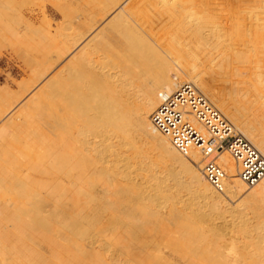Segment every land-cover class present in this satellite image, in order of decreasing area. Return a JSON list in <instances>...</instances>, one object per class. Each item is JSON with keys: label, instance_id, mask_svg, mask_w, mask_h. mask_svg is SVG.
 Wrapping results in <instances>:
<instances>
[{"label": "bare ground", "instance_id": "bare-ground-1", "mask_svg": "<svg viewBox=\"0 0 264 264\" xmlns=\"http://www.w3.org/2000/svg\"><path fill=\"white\" fill-rule=\"evenodd\" d=\"M211 2L212 0L67 2L64 4L65 7L67 5V11L72 13L74 11V16L71 17L73 22L70 20L66 23L63 20L66 24L62 25L63 22L60 21L62 26L60 25L59 29L62 32L58 34L55 42L43 45L44 43H38L43 39L42 37L39 41L37 37L30 39L29 47L27 46L29 53L25 55L22 51L27 58L26 60L24 56L22 57L26 60L24 64L29 68L30 75L27 79L23 77L25 81L19 83L20 80L19 84L17 83V90L13 91L9 88L10 90L5 91L4 97L0 98L2 99V102L0 101V264H115L117 260L111 262L113 260L111 258L109 262L105 259L107 258L105 255L104 258L99 259L97 252L93 253V258H90L91 247L87 252L78 241L73 242L79 239H74L71 234L72 232L76 235L80 233L81 236L87 234L90 236L88 233L91 232L90 229L79 231L78 222L81 221L74 218L71 210L75 208L77 201L87 202L88 205L89 202L98 200V197L102 196L101 189L99 191L102 186L103 192L109 194V197L119 198L117 200L119 206L127 203L124 196L128 194L133 196L131 202L135 204L136 212L140 213L138 222L119 218L117 226L119 229H124L129 239L126 241V246H123L126 250L125 254L129 260L136 261V264H264V242L260 240L256 242L254 236H249V233H253L248 227L241 225L242 228L238 231L241 236H245L241 238L245 240L242 241L245 247L242 242L236 243L234 238L226 240L217 234L219 232H215L216 229L210 227L208 232L213 231L215 238H211L212 233L208 235L207 232V236L204 227L198 226L203 220L196 222L192 220L193 217L182 213V207L184 208L186 204L183 195L188 194L191 199L193 197L194 200L200 198L205 200L209 208L207 210L210 212L219 213L222 210L225 212L223 207L228 205L231 199L240 198L250 205L248 208L253 207V210L256 212L259 210V213L261 211L263 217L264 179L247 193V187L239 177L236 161L227 150H224L219 154L217 163L226 174L225 194L218 193L204 175V162L200 153L191 151L189 157L183 156L166 136L155 129L152 122L154 112L166 101V98L171 97L184 83H191L264 156V125L259 123L262 126L258 129V126L256 127L259 125L258 122L254 123L248 113L246 115V111H250L254 120L261 118L264 122V12L257 10L241 12L235 8L233 11H225L227 17L234 20L228 29L213 22L215 18L212 20L208 18ZM133 3L136 5L131 7ZM184 6L194 11L190 12ZM185 10L192 13V19H198L197 22L195 19L194 24L190 23ZM67 11L63 8L64 17ZM59 12H62V8ZM69 12L68 14L71 15L72 13ZM107 16L110 17L104 24L110 26L112 22L113 25L109 34L102 36L104 27L102 28L100 23ZM189 16L188 19L191 18ZM113 19H117L116 22ZM135 19L144 29L145 25L150 23L160 26L159 29L157 28L161 29L158 33L160 37H155V40L157 43L163 40L160 45L171 59L164 57L157 46L155 47L154 43L135 28L132 22ZM34 28L32 26L38 36L40 27ZM203 28L211 30L204 34ZM51 31L56 33L55 29ZM148 31H146L147 35L152 37L153 32ZM47 36H49V39L46 37L47 40L52 38V35ZM99 37L100 40L96 41ZM116 38L123 39V43H114ZM36 46L40 47L37 52L32 53ZM72 52H77L79 56L66 70L61 68L57 72L56 77H60L54 82L55 88L46 90L49 86L45 85L43 89L34 92L39 84L48 78V74ZM19 53L15 54L16 56L18 54L17 58L22 56ZM116 73L117 77L114 76ZM123 75H125L124 80H120ZM214 76L219 77L218 79L227 85V89L234 95L231 94V98H236L231 103L224 99L225 94L223 96V93L216 89L219 86L214 87L213 79L215 81L216 78ZM12 81L16 83V80ZM27 96L29 100L24 107L13 115L28 98ZM220 96H223L221 101H219ZM235 103L240 105L236 106ZM132 130L140 137L141 152L145 150L147 144H152L153 151L158 153L156 157L169 164L174 185L171 179L155 184L153 176L152 180L147 179L150 176L147 178L144 176L147 169L145 168L144 171L143 165L147 168L149 166L151 170L155 168V160L147 159L145 155H142L143 157L138 155L139 161L138 156L133 155L137 158V163L136 159H131V154L127 155L131 159H127L128 161H135L136 166L140 164L137 169L134 165L132 167L133 170L135 167L137 173L139 171V177H143L140 179L145 180L142 184L137 181L139 186L130 179L136 171L123 173L126 170L121 169L122 172L118 170L120 168L116 169L120 167L121 162H125L126 158L121 156H126V153L122 154L124 149L119 147L124 143L120 142L118 145L113 143L112 139H122L123 134ZM112 135H115V138H112L114 137ZM127 136V139H130L129 143L135 145L131 140L136 138ZM109 157L111 159L114 157L113 159L121 164L110 166ZM131 163H127V167L130 168ZM176 166L178 172L173 171ZM132 168L127 169L132 171ZM129 173H131L130 177L127 175ZM118 176L122 179L119 180ZM182 178L189 180V186L174 188L178 184H183L185 180L181 181ZM133 179L136 181L135 178ZM181 200L185 203L182 207H180ZM85 203H81V206L87 209ZM124 210L127 214L133 211L128 205ZM162 210L167 212L164 213ZM183 210L193 209L188 207L187 210ZM249 210L252 212V209ZM197 211L199 208L193 211V214L196 215ZM207 212L210 216L209 211ZM247 213L249 214V211ZM104 214L106 217L109 215ZM257 214L255 213V216ZM260 214L254 216L255 219L261 218L255 225L264 218L260 217ZM150 216H153L154 222L159 223L160 232L146 225L148 222L151 223L148 221ZM203 218H205L204 222L208 221L206 216ZM106 219L109 224L110 219L108 217ZM83 221L89 227H93L97 220L86 216ZM189 222L195 223L190 225ZM206 224L205 226L209 225ZM259 225L262 227L264 224L260 222ZM67 226L69 229L72 228L71 231L68 229L69 233L66 232ZM169 226H173V229H168ZM112 229L109 228L110 231ZM261 234L263 235L264 232ZM71 243L78 250L83 247L81 249L84 251L80 249L79 252L80 257L72 251ZM236 244L240 246L243 244L242 248L248 250L245 252ZM164 248H167L169 253L164 251ZM70 251L77 255L76 261L71 253L69 254ZM92 252L94 251H91V254ZM252 253L257 254V261L252 258ZM118 261L117 264H120ZM121 261H126V258Z\"/></svg>", "mask_w": 264, "mask_h": 264}, {"label": "rangeland", "instance_id": "rangeland-1", "mask_svg": "<svg viewBox=\"0 0 264 264\" xmlns=\"http://www.w3.org/2000/svg\"><path fill=\"white\" fill-rule=\"evenodd\" d=\"M76 1H78V0H0V93H2V94H0V95H2V96H0V98L2 97H4L3 95H4V93H5V91H7V90H17V85L19 84V83H21V82H23V81H25V80H23L25 77H26V79H27V77L30 75V70H28L29 68H27V66H26V64H24V62L27 60V58H26V56L25 55H27L29 52L28 51H30L29 50V48L27 49V46L29 47V41H30V39L31 38H36L37 37V40L39 41L40 39H41V37L43 38V39H41L42 40V42H41V40L38 42V43H44L43 45H47V43L48 44H50V42H51V44H52V41H54L55 42V40L57 39V37H58V34L59 33H61L62 31L59 29V26L62 24V23H60V21H62L63 22V20L64 21H66V23H67V21H68V23L70 22V20H72L71 19V17L73 18V16H74V11H73V13L70 11H67L68 9H67V5H66V7H65V3H70V2H76ZM197 1V0H196ZM62 4V5H61ZM136 4L135 3H133L132 5H131V7H133V6H135ZM61 6V7H60ZM61 8H62V12H59V9L61 10ZM63 8H64V11H65V9H66V11H67V13H65V17H64V15L62 14L63 13ZM184 8L185 9H187L188 11H190L189 9H190V7H188V8H186V6H184ZM233 8H235V9H238L239 11H241V12H245V11H248V10H257V11H259V12H261V11H263L264 12V0H212V2H211V7H210V9L208 10V18L210 19V20H212L213 18H215V20H212L213 22H216V23H218V25H220V26H222V27H225V28H230L231 26H232V23H234V20H233V18H230V17H227V13L226 12H229L230 10H232L233 11ZM128 8H126V10H127ZM192 9V8H191ZM198 9V8H197ZM196 9V10H197ZM195 10V11H196ZM186 11V10H185ZM194 10H192V11H190V12H193ZM226 11V12H225ZM68 12L69 13H72L71 15H69L68 14ZM187 12V11H186ZM67 15H69V16H67ZM187 15L189 16H191V18H189L188 19V16H186L187 17V20L190 22V23H193L194 24V22L196 21L197 22V20L198 19H192V13H189V12H187ZM194 15H196L195 13H194ZM63 16V17H62ZM189 16V17H190ZM67 17V18H66ZM69 17V18H68ZM109 17L110 16H107L105 19H104V21H102L101 23H100V25H102V28L104 27V30H103V34H102V36H106L107 34H109V32L111 31V25H113V23L111 22L110 23V26H108V25H106V24H104V22L106 21V20H108L109 19ZM194 17V16H193ZM196 17V16H195ZM66 19V20H65ZM69 19V20H68ZM47 20H48V22H47ZM115 22H116V20L117 19H113ZM195 20V21H194ZM137 20L135 19V20H132V22H133V24H134V26H136L135 28H138L141 32H142V34L143 35H145L152 43H154V46L156 47L157 46V48L159 49V52L161 53L162 52V55H164V57H167V59L169 58V59H171V56L170 57H168V53H166V50L163 48V46H161L160 44H161V42H163V40H161L160 42H156V40H155V37L156 38H159L160 36H159V32L161 31V29L160 30H158L159 29V25L158 24H156L158 27H155V26H153V24L151 25V23L150 24H147V25H145V29H146V31L147 32H149L148 30H151L152 32H153V35H152V37H154V39L152 38V37H150L149 35H147V33H146V31H145V29L141 26V24L139 23V21H137ZM72 22H73V20H72ZM114 22V23H115ZM65 23V24H66ZM107 23H109V22H107ZM130 23H131V21H130ZM51 24H52V26H51ZM64 24V22H63V24L62 25H65ZM132 24V25H133ZM140 24V25H139ZM61 25V26H62ZM32 26H34L35 28L37 27V28H39L40 29V31H39V35L38 36H36V32L32 29ZM48 26H50V27H48ZM58 26V27H57ZM148 26H151V27H148ZM194 26V25H193ZM46 27V28H45ZM65 27V26H64ZM146 27H148V28H146ZM197 27H200L199 25H197ZM34 28V29H35ZM149 28H151V29H149ZM154 28V29H153ZM158 28V29H157ZM202 28V27H201ZM47 29H48V31H47ZM51 29L54 31V29L56 30V33H51L52 31H51ZM210 30L211 29H209V28H203V33L204 34H206V33H209L210 32ZM44 31H45V33L46 34H44ZM51 31V32H50ZM48 32V33H47ZM57 35V36H55V35ZM47 35H52L51 37V39L50 40H47V38L49 39V36H47ZM157 35V36H156ZM165 36V35H164ZM47 37V38H46ZM100 38L101 37H99L96 41H98V40H100ZM121 38H123V37H121ZM53 39V40H52ZM45 40H47V41H45ZM45 41V42H44ZM49 41V42H48ZM114 43L115 42H118L117 44H121V43H123V39H118V38H116L114 41H113ZM113 42H112V44H113ZM42 45V44H41ZM33 47V46H32ZM38 47H40V46H36V49L34 50V48H33V52L32 53H35V52H37V50H38ZM46 47V46H45ZM25 50H27L26 52H24ZM22 51H23V53H25V55L22 53ZM16 52L17 53H19V54H21L22 56H21V58H20V56L17 58V56H18V54H17V56L15 55L16 54ZM27 53V54H26ZM167 55V56H166ZM25 57L26 58V60L25 59H22V57ZM78 54H77V52H72V53H70L65 59H63L49 74H48V78L46 79V80H44L43 82H41V84H39V87L34 91V92H36V91H38V89H40V88H42V87H44L45 85H48L49 87H51L50 89H49V87H48V89L46 88V90H53L54 88H55V86L53 87V85L55 84L54 82L60 77V76H58V77H56V74H57V72L61 69V68H65V70L70 66V65H72L75 61H76V59L78 58ZM23 61H22V60ZM168 59V60H169ZM23 62V63H22ZM20 65V66H19ZM67 65V66H66ZM175 65V64H174ZM19 73V74H18ZM113 73H114V71H113ZM7 75L9 76V75H11V76H9V77H7ZM13 75V76H12ZM128 75V74H127ZM114 76L115 77H117V73L116 74H114ZM125 75H123L122 76V78L120 79V80H124V77ZM24 77V78H23ZM216 77V78H215ZM9 78V79H8ZM11 78H12V80H16V83H15V81H12L11 80ZM14 78V79H13ZM16 78V79H15ZM17 78H18V80H17ZM214 78H215V81H214V79H213V82H214V87L216 86H219V87H215L218 91L220 90V92L221 93H223L222 95L224 96V94H225V96H224V99H226V101L227 102H232V100H234V99H236V98H234V97H232L231 98V92L227 89V85H225V83L224 82H221V80L220 79H218L219 77H217V76H214ZM147 79V78H146ZM210 79V78H209ZM21 80V81H20ZM20 81V82H19ZM12 82V83H11ZM19 82V83H18ZM143 82H145V79H143ZM147 82H148V79H147ZM211 82H212V80H211ZM213 82H212V84H213ZM219 82V83H218ZM15 83V84H14ZM18 83V84H17ZM146 83V82H145ZM221 83V84H220ZM14 84V85H13ZM219 84V85H218ZM11 86V87H10ZM220 86H222V88L220 87ZM10 88V89H9ZM43 89V88H42ZM33 90V89H32ZM225 91V93H224V91ZM223 91V92H222ZM226 92H228L229 94H227ZM230 95V96H229ZM223 96H220L219 97V101H221L222 100V98H223ZM232 96H234L233 94H232ZM28 97V96H27ZM132 97V96H131ZM128 98V97H127ZM29 100V97L23 102V104H21L16 110H15V112L13 113V115H16L19 111H20V109H22L23 107H24V105H25V103H26V101H28ZM0 101L2 102V99H0ZM235 105L236 106H239L240 105V103H235ZM247 113H248V115H249V117H251L252 118V121H254V123H256V122H258V124L259 123H262L263 125H264V122H262V119L261 118H256L255 120H254V116H251L252 114L250 113V111H246V115H247ZM248 117V116H247ZM248 117V118H249ZM249 120H251V119H249ZM257 124V123H256ZM258 126V129L262 126L261 124H259V125H256V127ZM113 134V133H112ZM129 135V136H132L131 138L132 139H135V140H131V142L133 141V143H135V145L133 146V145H131L130 143H129V141H130V139L128 138L127 139V135ZM112 136H114V137H112V138H115V135H112ZM124 137V138H123ZM123 137H122V139H119V138H116V140L114 139H112V142L113 143H119L120 144V142H123L124 144H120V148H123L124 149V151H122L123 153L122 154H125L126 153V156H124V155H122L121 157H125L126 158V160H125V162H121V163H119V162H117L116 161V159L114 160L113 158L111 159V157H109V161L112 163H109L110 164V166L111 165H116V166H118V165H120V167H117L116 169H118V168H120V169H118L119 171L121 170V169H123V170H126V171H122L123 173H127V172H131V173H133V171H136V172H134V173H136V176H137V174H138V178L136 179V176H134V173L132 174L133 175V177H130L131 176V173H129V174H127V175H129V177H130V179H132L131 181L132 182H136L135 184H137L138 182H141L140 184H142L145 180L143 179V180H141L140 178H143L142 176L141 177H139L140 175H139V171H138V173H137V170H135V167H134V170H133V165L134 166H136L135 164L140 160V158H139V156L140 157H143L144 155H145V157H148L147 159H151L152 161H154L153 163H154V167L155 168H153V170H151L150 168H149V166H148V168H147V166L146 165H143L144 166V171H145V168L147 169L146 170V174H145V172H143V173H140L141 175L143 174L146 178L148 177V176H150V177H148L147 179H149L150 178V180H152V176H153V179H154V182L153 183H164L165 181L167 182V180H170L171 179V176H170V168L171 167H169V164L168 163H166L164 160L162 161V160H160V159H158L157 157H156V155L158 154L157 153V151H153V148H152V144L150 145V144H147L145 147H144V151H142L141 152V149L139 150V147H141V140H140V137L137 135V133L134 131V130H132V131H129V132H126L125 134H123ZM123 139H125L124 141H123ZM129 140V141H128ZM136 140H138V141H136ZM115 141V142H114ZM126 141V142H125ZM126 143V144H125ZM118 144V145H119ZM130 144V145H129ZM139 144V145H138ZM136 145H138V147H136L137 149H135V146ZM123 146V147H122ZM131 148H133V149H131ZM148 146V147H147ZM128 148V150H127V148ZM123 149H121V150H123ZM135 149V150H134ZM128 152H127V151ZM129 150L131 151V152H129ZM132 151H133V153H132ZM128 153V154H127ZM139 153V154H138ZM130 154H131V159H136V163H134L135 161H128V160H131V159H129L130 157H128L127 155H129L130 156ZM137 154V155H136ZM147 154V155H146ZM133 155H135L134 157H136V156H138V161H137V158H134L133 157ZM143 155V156H142ZM124 158V159H125ZM128 159V160H127ZM114 160V161H113ZM108 161V162H109ZM128 161V162H127ZM132 162V163H131ZM115 163V164H114ZM118 163V164H117ZM127 163L128 164H130L131 163V165H130V168H132V171L131 170H128V169H130L129 167H127ZM108 164V165H109ZM167 164H168V166H167ZM123 165V166H122ZM126 165V166H125ZM139 163L137 164V166L139 167ZM136 166V169L138 168ZM142 166V167H143ZM164 167V168H163ZM114 168V167H113ZM128 168V169H127ZM176 168V169H175ZM174 168V170L173 171H175V172H178L177 171V166ZM115 169V168H114ZM148 169H150V170H148ZM165 169V170H164ZM117 170V171H118ZM167 170H169L168 172H166ZM163 171V172H162ZM162 172V173H161ZM123 173H121V174H123ZM156 173V174H155ZM157 173H159V174H157ZM150 174V175H149ZM162 174V175H161ZM169 174V175H168ZM126 175V174H125ZM157 175V176H156ZM164 175H168L167 176V178H166V176H164ZM120 177H122L121 175H119ZM118 176V179L119 180H121L120 179V177ZM162 176L164 177V178H162ZM144 177V178H145ZM161 177V178H160ZM169 177V178H168ZM133 178H135L136 179V181L133 179ZM158 178H159V180H158ZM141 181H140V180ZM183 179L184 178H182V180L181 181H183ZM115 180L117 181V177H115ZM134 180V181H133ZM158 180V181H157ZM174 180V179H173ZM173 180L171 179L170 181H171V183L173 182ZM185 180V179H184ZM138 181V182H137ZM192 181V180H191ZM123 182V181H122ZM175 182V181H174ZM139 183L137 184L138 186L140 185ZM186 184H188V185H186ZM172 185H174V183H172ZM184 185V187H187V186H189V180H185L184 182H183V184H178V185H176V186H174V188H176L177 186L179 187V188H182V186ZM178 187L176 188V189H178ZM100 189H101V191H100ZM102 189H104V187L102 186V187H100L99 188V191L100 192H102V196L101 197H98L99 199V201L98 200H96V201H94L93 203H88V205H87V202L85 203V202H81V203H85L86 205H87V209H85V206H84V208H83V206H81L82 204L80 203V201H79V203H78V201L76 202V204H78V206L75 204V208H73L71 211H72V214H73V216H74V218H76V219H80V221L81 222H78V229H79V231H85V230H87V229H90L91 230V232L90 231H88V233H90V236H89V234H87V235H85V236H81L80 235V233H78L77 235H76V233H72L71 232V234H73V236L75 237L74 239H79V240H73L72 239V235L70 234V238L73 240V242H77L78 241V243L79 244H81V245H83L84 246V248L83 247H81L80 245H79V247H81V248H83L84 250H90L89 248L91 247V250L89 251V256H90V258H93V253H95V252H97V255H99V259H101L104 255H105V257H107V258H105L107 261H109V259L111 260V258L113 259V260H111V262H114V261H118V260H120V262L118 261V263H120V264H122V263H124L125 264V262H126V264H136V261H133V260H129L128 258H127V256H126V254H125V252H126V250L125 249H123L124 247L123 246H126V241L127 240H129L127 237H126V233H125V231H124V229H119L118 228V226H117V220L119 219V218H128V219H131L133 222L135 221V222H138V220H139V218H140V213L139 212H136V210L134 209L135 208V204L133 203V202H131V200L133 199V196L131 195V194H128L127 196H124L125 197V199L127 200V203L126 204H123L122 206H119V204L117 205V200L119 199L118 197H109V194L107 195L106 194V192H103V190ZM175 189V190H176ZM214 189V188H213ZM246 191H247V193L248 192H251V189H249V188H247L246 189ZM184 196V201H186L185 203H182V201L183 200H181L180 202V207H182V204L184 205L185 204V206H184V208L182 207V213H185L186 215H189V216H191V217H193L192 218V220L193 221H198V222H201L200 220H203L202 222H201V224H199L198 226H203L204 228V230H206V235H207V232H208V229L210 230V228L211 229H216L215 230V232H219V233H217V234H219V235H221V237H224L226 240H230V238H234V240L235 241H237L236 243H241L242 241H243V239H241V238H243V237H245V236H241L239 233H238V231H239V229L240 228H242V227H244V226H246V227H248V229L250 230V231H252L251 233H253V234H250L249 233V236L251 235V236H254V238H255V241L257 242V241H262V242H264V234L262 235L261 233H263L264 232V229H263V227H264V225H262V227H261V225H259L260 224V222H261V224H264V221H263V217H262V215L260 214L261 213V211H260V213H259V210H257V212L260 214V217H262L263 219H262V221H260L261 220V218H259L258 217V219H260L259 220V224L256 226L255 225V223H257V221H258V219L256 220L255 219V217H257V216H259V214H257V212H256V210H253V207H251V208H248V207H250V205L248 204V203H246V202H244V201H242V199L240 200V198L239 199H236V198H234V200L233 199H231L230 200V202H229V204L227 205H225L223 208H225V212H224V210H222V212L221 213H219L218 211H212V212H210V210H207V205H206V202H205V200H203V199H197V200H194L193 199V197H192V199H191V196L190 195H188V194H184L183 195ZM182 196V197H183ZM185 196H187V198H185ZM190 196V197H189ZM183 199V198H182ZM189 199H190V203H189ZM194 201V203H193V201ZM239 200V201H238ZM199 201H201V202H199ZM204 201V202H203ZM235 203H234V202ZM238 201V202H237ZM198 202L201 204V206H200V204H198ZM188 203H189V205H191V204H193L194 206H189L188 205ZM195 203H196V205H195ZM205 203V204H204ZM231 203L233 204V205H231ZM85 204H83V205H85ZM89 204H90V206L91 207H89ZM242 204H246L245 206L244 205H242ZM249 206H248V205ZM126 205H128L129 206V209L130 210H133V211H131L130 212V214H127V211L126 210H124V207H126ZM205 205V206H204ZM238 205V206H237ZM77 206V207H76ZM195 206H196V208L198 207L199 208V211H197V214H196V212H195V214L196 215H199L200 213V211H202L201 212V215H199L198 217H196V215H194L193 213V211H195V210H198V208L196 209L195 208ZM201 208H200V207ZM204 208H203V207ZM229 206V207H228ZM232 206H234V207H232ZM236 206H237V208H236ZM240 206V208H238ZM243 206V207H242ZM78 207H80V209L78 208ZM188 207H192V209L193 210H190V211H192V212H190L189 210L188 211H185V210H183V209H188ZM195 209H194V208ZM227 207V208H226ZM231 207L233 208V210L231 209ZM245 207V208H244ZM93 208V209H92ZM246 208H247V210H246ZM79 209V210H78ZM88 209H89V212H88ZM209 209V208H208ZM228 210V212H227V210ZM231 209V210H230ZM240 209V210H239ZM249 209H252V212H251V210H249ZM76 210H78V212L76 211ZM238 210V211H237ZM244 212H243V211ZM246 210V211H245ZM105 211V212H104ZM110 211H112V213L110 212ZM164 210H162V212H163ZM207 211H209V213H210V216H208L207 215ZM233 211V212H232ZM235 211V212H234ZM249 211V214L247 213ZM88 212V213H87ZM109 212L111 213V214H109ZM165 212H167V210H165L164 211V213ZM188 212V213H187ZM229 212H231V214L229 213ZM240 212V213H239ZM246 212V213H245ZM257 214L256 216H255V213ZM104 213H107V214H109V215H107V217H108V219H110V220H108V222H109V224L106 222L107 221V217H106V215L104 214ZM123 213V214H122ZM192 213V214H191ZM213 213H215V214H213V216H212V214ZM122 214V215H121ZM152 214V213H151ZM221 214V215H220ZM223 214V215H222ZM230 214V215H229ZM247 214V215H246ZM113 216V217H111V216ZM153 215V214H152ZM218 215V216H217ZM244 215V216H243ZM252 215V216H251ZM87 216V217H91V218H94V219H96L97 221H96V224H95V226L93 225V227H89V225L86 223V222H84L83 220H84V218ZM202 217V219H201V217ZM204 216H206V219L208 220L207 222H206V220H205V222H204V219L205 218H203ZM255 216V217H254ZM152 217L153 216H150V217H148V221H150L151 223H147L146 225L148 226V228H154V230L155 231H158V232H160L159 231V226H158V222H154V220L152 219ZM207 217H209V219L207 218ZM230 217V218H229ZM249 217V218H248ZM251 217V218H250ZM198 218V219H197ZM212 218V219H211ZM254 218V219H253ZM82 219V220H81ZM221 219V220H220ZM216 220V221H215ZM230 220V221H229ZM237 220V221H236ZM251 220V221H250ZM116 221V222H115ZM192 221V222H193ZM243 221H244V223H243ZM190 223L189 222V224L190 225H193L194 223ZM210 222V223H209ZM241 222V223H240ZM263 222V223H262ZM83 223V224H82ZM106 223V224H105ZM207 223V224H206ZM220 223V224H219ZM232 223V224H231ZM243 223V224H242ZM100 224H102V225H100ZM203 224V225H202ZM205 224L206 225H208V226H205ZM226 224V225H225ZM245 224V225H244ZM247 224V225H246ZM100 225V226H99ZM113 225V227H110V226H112ZM215 225V226H214ZM218 225H219V227H218ZM234 225V226H233ZM242 225V227H240ZM147 226H145V227H147ZM196 226V225H195ZM195 226H193V227H195ZM230 226V227H229ZM254 226H256V227H254ZM167 227V226H166ZM197 227V226H196ZM206 227V228H205ZM208 227H210V228H208ZM214 227V228H213ZM239 227V228H238ZM250 227V228H249ZM251 227H252V229H251ZM259 227V228H258ZM262 229H261V228ZM66 228V232L68 231V229H69V227L67 226V227H65ZM97 228V229H96ZM109 228L110 229H112V228H114V229H112L114 232H115V234H114V232L112 233L110 230H109ZM173 229V226H169L168 227V229ZM225 228H226V230H225ZM257 228V229H256ZM72 229V228H71ZM71 229H69V231H71ZM83 229V230H82ZM261 229V230H260ZM94 232H93V231ZM248 230V231H249ZM253 230H254V232H255V230H256V233H254L253 232ZM257 230H259V231H257ZM69 231L67 232V233H69ZM149 231V230H148ZM174 231V230H173ZM222 231V232H221ZM261 231V232H260ZM260 232V233H259ZM66 233V234H67ZM91 233H92V235H91ZM95 233V234H94ZM101 233V234H100ZM111 233H112V235H111ZM209 233H210V235H211V233H212V235H211V238H215V235H213V231H209L208 232V235H209ZM226 233V234H225ZM230 233V234H229ZM102 236H104V238H102V237H100V235ZM117 234V235H116ZM93 235H94V237H93ZM96 235H97V237H96ZM106 235H108L107 237H109L108 238V241H107V237H106ZM118 236L119 238H113V237H116V236ZM159 235V234H158ZM207 235V236H208ZM232 235V236H231ZM69 236V235H68ZM89 236V237H88ZM113 236V237H112ZM241 236V237H240ZM87 237V238H86ZM95 237H96V239H95ZM111 237H112V239H111ZM82 238V239H81ZM91 238V239H90ZM93 238V239H92ZM97 238H98V240L100 241H97ZM102 238V239H101ZM209 238V240H210V236L208 237ZM236 238H239L238 240H236ZM257 238V239H256ZM109 239H111V240H109ZM81 240V241H80ZM84 242V244H83V242ZM101 241H102V243H101ZM110 241V242H109ZM113 241V242H112ZM234 241V242H235ZM245 241V240H244ZM243 241V242H244ZM95 242H98V243H96L95 244ZM242 242V243H243ZM78 243H77V245H78ZM93 243V244H92ZM99 243H100V245H99ZM105 243H106V245H105ZM101 244L103 245V246H101ZM238 244V245H239ZM244 244V243H243ZM243 244H241V246L239 245V248L240 249H243L245 252L248 250V249H246V248H242V247H246V245L244 244V246H243ZM72 245H74V244H72L71 243V246ZM86 245L87 246H89V247H86ZM94 245V246H93ZM237 245V244H236ZM237 245V246H238ZM75 246V245H74ZM107 246V247H106ZM78 247V246H77ZM78 247V248H79ZM92 247H94L95 249H93ZM72 248V251L74 252V253H76L77 255H78V257H80V253L79 252H81V250L79 249H77V248H75V247H71ZM87 248V249H86ZM78 251H77V250ZM84 250H82V251H84ZM72 251H70L69 252V254L72 252ZM87 251V252H88ZM91 251H94V252H92V254H91ZM164 251H166V252H168L169 253V250L166 248H164ZM249 251H251V250H249ZM101 252V254H99ZM91 254V255H90ZM103 254V255H102ZM125 254V255H124ZM77 255H74L73 253H71V256H72V258L73 259H75L74 261H76V259L78 258L77 257ZM97 255H95V257L97 256ZM109 257V258H108ZM97 258V257H96ZM104 258V257H103ZM125 258H126V261H121V260H125ZM252 258H254V260L255 261H257L258 260V258H257V254H254V253H252ZM98 259V260H99ZM105 259H102L103 261H105L106 262V260ZM117 261H116V263L115 264H117ZM110 262V261H109ZM170 263H172V262H170ZM251 263V262H250ZM107 264V263H106ZM109 264V263H108Z\"/></svg>", "mask_w": 264, "mask_h": 264}, {"label": "built area", "instance_id": "built-area-1", "mask_svg": "<svg viewBox=\"0 0 264 264\" xmlns=\"http://www.w3.org/2000/svg\"><path fill=\"white\" fill-rule=\"evenodd\" d=\"M157 131L185 157L200 153L207 181L225 194L226 174L217 163L227 150L237 163L240 179L251 189L264 179V156L191 83H184L154 112Z\"/></svg>", "mask_w": 264, "mask_h": 264}]
</instances>
